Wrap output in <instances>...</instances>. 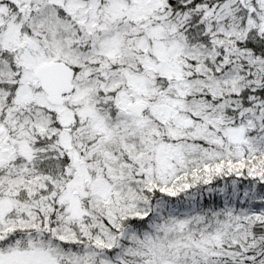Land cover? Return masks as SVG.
Instances as JSON below:
<instances>
[{"label": "snow or ice", "instance_id": "obj_1", "mask_svg": "<svg viewBox=\"0 0 264 264\" xmlns=\"http://www.w3.org/2000/svg\"><path fill=\"white\" fill-rule=\"evenodd\" d=\"M0 264H264V0H0Z\"/></svg>", "mask_w": 264, "mask_h": 264}]
</instances>
